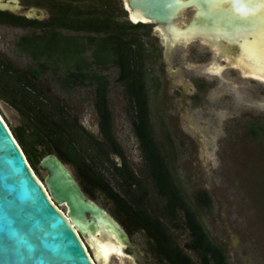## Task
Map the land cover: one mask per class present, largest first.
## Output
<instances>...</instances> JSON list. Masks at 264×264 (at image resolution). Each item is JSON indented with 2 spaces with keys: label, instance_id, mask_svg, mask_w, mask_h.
<instances>
[{
  "label": "trees",
  "instance_id": "1",
  "mask_svg": "<svg viewBox=\"0 0 264 264\" xmlns=\"http://www.w3.org/2000/svg\"><path fill=\"white\" fill-rule=\"evenodd\" d=\"M22 1L44 7L48 15L35 19L0 10V21L40 28L34 36L25 35L19 41L34 61L27 70H20L0 57V97L20 115L19 123L11 125L12 133L35 173L41 174L40 158L54 152L70 165L87 194L95 197L99 192L108 199V209L127 231H141L145 235L150 251L162 262L228 264L224 247L210 237L202 221L203 213L213 208L209 192L199 189L193 199L189 198L155 132L147 84V62L152 55L141 36L147 33L149 24L120 19L111 0H95L98 5L84 4V0ZM67 44L84 55L82 64L60 59L63 45ZM87 50L92 60L85 55ZM111 64L118 67L117 81L128 100V117L138 139L145 176L158 196L154 205L149 200L146 181L129 166L113 132L107 93L109 79L98 69ZM49 73L61 88L93 85L101 137L88 131L58 97L40 86ZM250 132L256 134L254 128ZM112 153L120 158V165L110 157ZM104 171L115 179L119 190L109 183ZM181 225L189 234L185 246L197 256V262L170 232V227Z\"/></svg>",
  "mask_w": 264,
  "mask_h": 264
},
{
  "label": "rangeland",
  "instance_id": "2",
  "mask_svg": "<svg viewBox=\"0 0 264 264\" xmlns=\"http://www.w3.org/2000/svg\"><path fill=\"white\" fill-rule=\"evenodd\" d=\"M83 3L98 5L95 0H84ZM111 4L120 19L127 18L121 0H111ZM216 14L219 16V12ZM205 27L206 22L203 20L196 23L199 30ZM150 29L149 24L147 33H141V36L147 34L144 39L154 41L156 39L150 36ZM23 32L25 29L17 27L0 30V55L4 61L19 69L34 64L31 57L18 52L13 44ZM63 47L64 54L60 59L65 63L82 64L85 61L84 55L76 52L74 45L67 44ZM177 50L178 56L183 58L180 68L186 81L192 82L193 71L190 64L195 62L193 56L189 50L185 56L180 54V48ZM85 55L92 60L89 50ZM173 58L169 63L170 67L176 64L175 56ZM161 64L160 58L153 56L147 62L149 104L156 135L164 144L172 171L190 199H193L199 189L209 192L213 208L203 213L202 221L210 237L224 247L228 264H264V113L238 112L235 101L228 95L218 94L215 88H211L208 97L201 102L194 103L188 96L184 102L180 99L177 88L169 84L170 68L162 69ZM98 69L106 73L109 79L107 93L114 135L129 166L146 181L149 200L154 205L158 196L145 176L146 169L138 139L128 117V100L122 84L117 81L118 67L111 64ZM43 78L40 84L47 89L48 94L58 97L85 128L98 136L93 85L83 84L65 89L52 79L50 73ZM0 115L11 132V125L20 121L17 110L2 97ZM250 128H254L256 134H251ZM110 157L116 164L119 163L116 155L112 153ZM104 175L113 188L119 190L110 173L104 171ZM37 176L41 178L38 174ZM95 199L108 208L109 202H105L102 194ZM59 207L63 210V206ZM170 231L178 244L197 262V256L184 245L189 239L188 230L181 225L170 228ZM131 243L142 264H167L149 250L146 237L141 231L132 234ZM95 262L100 264L97 260ZM106 264H111V258Z\"/></svg>",
  "mask_w": 264,
  "mask_h": 264
},
{
  "label": "water",
  "instance_id": "3",
  "mask_svg": "<svg viewBox=\"0 0 264 264\" xmlns=\"http://www.w3.org/2000/svg\"><path fill=\"white\" fill-rule=\"evenodd\" d=\"M121 1L127 19L154 23L167 48L177 42L173 40L177 33L209 27L217 32L225 20L223 0ZM229 1L236 8L237 0ZM187 8L195 9L186 21ZM0 10L35 19L48 15L44 7L19 0H0ZM201 20L206 22L203 30L196 28ZM38 167L46 170L43 180L0 115V264H97L95 260L106 264L93 242L96 235L101 244H108L111 264H138L125 229L85 195L67 163L50 152L40 158ZM58 205H65V212Z\"/></svg>",
  "mask_w": 264,
  "mask_h": 264
},
{
  "label": "flooded vegetation",
  "instance_id": "4",
  "mask_svg": "<svg viewBox=\"0 0 264 264\" xmlns=\"http://www.w3.org/2000/svg\"><path fill=\"white\" fill-rule=\"evenodd\" d=\"M19 1L27 5L22 0ZM220 6L223 11H225L226 22L224 20V23L219 26V31L216 32L213 27H209L207 30L201 32L196 31L193 33L196 35L198 34L199 37L191 38L187 43L177 42V45L175 43L173 47L167 48L165 39L155 30V24L149 23L151 27L150 36H154L156 40H154V42L149 38L144 39V35L146 37L147 34H143L142 39L144 40V46L150 53H154V55H152L154 58H160L162 69L166 70L170 68L169 84L177 88L178 95L184 102L187 101V96L194 103L201 102L208 97L209 90L215 88L218 94L228 95L235 101V108L238 109V112L242 114L243 112L245 113V111H258L264 113V75L256 72L257 69L254 68V65H257L264 70V61H262L258 55L264 48V6L261 5V0H237L235 5L236 8H242L244 12L248 13V20H250L251 23H245L243 21L242 13L232 6L231 1L223 0L220 2ZM194 9L195 8H187L185 10L183 16L185 15L186 21L191 18ZM231 24L236 27L230 28L229 25ZM10 27L25 29V32L19 34L13 44L18 52L28 55L33 60L32 56L20 47L19 41L21 37L25 35L34 36L40 31V28L31 25H15L6 21H0V30L4 28L9 29ZM253 41L257 42V46L255 48H249V44L253 43ZM198 46L204 49L202 50ZM246 46L247 52H245ZM179 48L181 49L180 54L183 53L184 56L187 54V50H189L193 56L192 59L195 61L190 64L192 65L193 71L192 82L186 81L184 72L180 68L183 58H180L178 56L179 54H177L179 53L177 50ZM174 56L176 64L170 67L169 63L171 58L172 60L174 59ZM0 57L2 58L1 55ZM28 68L29 66L20 70L25 71ZM147 69L149 70V68ZM40 86L42 85L40 84ZM190 88L193 90H190ZM90 132L92 133V131ZM98 133L99 135L97 137H101L99 128ZM118 159V165H120V158L118 157ZM40 170V179L43 180L46 170L42 168H40ZM84 193L88 198L99 203L117 219L108 208L95 199V197L101 193L97 192L95 197L90 196L85 191ZM105 200L108 202V199L105 198ZM61 206H63V210H61L65 212V205ZM118 222L128 235L132 248V250H130L131 253L134 254L138 264H142L137 258L136 248H134L131 243V236L136 231L129 232L119 220Z\"/></svg>",
  "mask_w": 264,
  "mask_h": 264
},
{
  "label": "bare ground",
  "instance_id": "5",
  "mask_svg": "<svg viewBox=\"0 0 264 264\" xmlns=\"http://www.w3.org/2000/svg\"><path fill=\"white\" fill-rule=\"evenodd\" d=\"M131 18L136 19L135 15H131ZM184 33H186V32H184ZM190 35H191V38H193V36H197L198 34L196 35L193 32H190L187 35L181 34V33H177L174 36L173 35L172 36H173V40H175V41L177 40V42H180V43H185L186 42L187 43L189 40H191V38H189ZM181 40H183V41H181ZM177 42H176V45H177ZM256 43L257 42L253 41V43H250L249 44L250 46H248V47L249 48L250 47L255 48L257 46ZM258 55H259L260 59H262V61H264V48L261 50V53L258 54ZM254 68L257 69L256 72H259V74L264 75V70L262 68H259L257 65H254ZM58 207H59V205H58ZM97 236H99V235H96V238L95 237L93 238V242H94V244H96L97 248L99 249V252H100L102 258L105 259V260H108L110 258L109 246H108V244H101L100 240H98Z\"/></svg>",
  "mask_w": 264,
  "mask_h": 264
},
{
  "label": "snow or ice",
  "instance_id": "6",
  "mask_svg": "<svg viewBox=\"0 0 264 264\" xmlns=\"http://www.w3.org/2000/svg\"><path fill=\"white\" fill-rule=\"evenodd\" d=\"M261 5L264 6V0H261ZM237 10L242 13V19L245 23H251V21L248 20V13L244 12L242 8H238ZM245 52H247V46L245 48Z\"/></svg>",
  "mask_w": 264,
  "mask_h": 264
}]
</instances>
